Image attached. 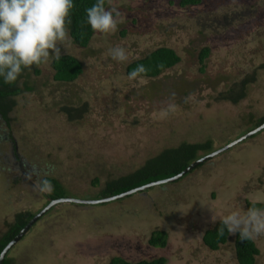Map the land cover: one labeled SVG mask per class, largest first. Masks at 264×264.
<instances>
[{"label":"rangeland","instance_id":"1","mask_svg":"<svg viewBox=\"0 0 264 264\" xmlns=\"http://www.w3.org/2000/svg\"><path fill=\"white\" fill-rule=\"evenodd\" d=\"M179 1L114 0L122 21L116 33H94L85 48L72 43L61 50L81 62L75 80L54 82L51 61L29 74L31 90L14 97L8 122L0 121V236L16 213L36 214L47 205L48 191L39 186L44 177L68 199L94 200L108 178L171 157L165 149L209 142L210 153L255 128L264 116V0H201L186 7ZM117 46L128 61L111 58ZM159 47L173 49L180 61L157 77L130 80L126 66ZM203 47L209 52L200 63ZM243 80L244 98L236 104L222 99ZM172 93L177 110L162 119ZM65 105L86 111L68 120ZM247 202L264 205V128L175 182L102 204L58 203L6 256L10 264H108L113 257L236 264L234 234L216 251L201 236L223 216L247 211ZM153 231L166 233L165 247L148 244ZM253 242L255 264H264V236Z\"/></svg>","mask_w":264,"mask_h":264},{"label":"trees","instance_id":"2","mask_svg":"<svg viewBox=\"0 0 264 264\" xmlns=\"http://www.w3.org/2000/svg\"><path fill=\"white\" fill-rule=\"evenodd\" d=\"M201 0H180L179 5L181 7L197 5ZM96 0H73L74 8L71 11L70 19L71 24L69 25V32L72 38L73 44L85 48L90 42L94 32L90 25L87 23L86 9L91 7ZM107 5V0L105 7ZM209 50L206 47L200 49L198 60L201 63L207 56ZM180 61V57L177 53L168 47H159L153 51L147 53L143 57L133 60L126 68L125 72L127 75L131 73L138 65H143L147 72L143 74L142 78H154L157 77L162 71L174 66ZM163 67H160V66ZM51 70L53 71L52 79L56 83H69L75 80L82 73L81 62L70 55H61L59 60H51ZM39 68L33 67L31 71L25 69L22 75L18 78L14 84H5L3 78L0 77V121L8 122L10 112L13 110L15 105L14 97H17L23 91H30L31 88L28 86L29 74H39ZM248 83L247 80L240 81L237 88L230 89L223 100H227L233 104H236L242 98L245 97V85ZM61 111L66 115L68 120L77 119L82 117L85 113L86 108L84 105L79 107H72L69 105L62 106ZM264 123V116L257 119L256 126ZM251 131V130H250ZM249 132V131H247ZM246 132V133H247ZM209 142L200 143H181L178 148L165 149L164 154H171V157L165 160H159V157L154 159L146 160L139 168L133 172L119 176L116 179H107L104 186L100 189L98 194L94 197L96 199L107 198L121 194L130 189L142 186L146 183L156 181V177L163 172V169L172 163H175L166 173V176L171 177L181 172L186 166L192 163L197 157L199 152H208ZM209 153V152H208ZM163 159L162 157H160ZM179 159H183L182 163L177 164ZM166 177V178H168ZM164 179V178H163ZM160 180V179H159ZM43 181H47L49 184V190H47L46 197L48 199L47 204L51 200L66 198L67 194L60 185L51 178L44 177L39 186H43ZM145 191V190H144ZM141 191V192H144ZM264 208L261 203L247 202V210L251 207ZM35 214L29 211L18 212L14 215L12 223L9 225L6 232L0 236V252L11 241L19 231L31 220ZM222 226L221 221H218L211 228L204 231L201 236V241L205 247L211 251H216L219 247L226 243L228 232L225 229L223 236H218L217 231ZM234 257L236 264H255L256 256L259 254V250L254 244L253 240H241L239 232L234 234ZM148 244L152 247L163 248L166 245V233L164 231H153L148 239ZM165 259L158 257L153 260H140L137 262H127L120 257H113L109 260L108 264H164ZM1 264H10L8 257L5 255Z\"/></svg>","mask_w":264,"mask_h":264},{"label":"clouds","instance_id":"3","mask_svg":"<svg viewBox=\"0 0 264 264\" xmlns=\"http://www.w3.org/2000/svg\"><path fill=\"white\" fill-rule=\"evenodd\" d=\"M96 2L86 9L87 23L94 33L111 35L118 31L121 13L114 0ZM74 8L73 0H0V77L5 84H14L23 71L48 64L51 60H59L61 50L67 51L72 46L69 32L70 14ZM111 58L117 62L128 61V54L123 47L109 50ZM160 67H163L162 65ZM147 69L138 65L129 79L135 80L146 74ZM191 94L184 98L188 103ZM175 93L160 112V118L174 114L177 105ZM41 191L49 190L47 181H43ZM222 226L218 236L239 232L241 240H255L264 236V208L255 206L241 213L233 211L221 219Z\"/></svg>","mask_w":264,"mask_h":264},{"label":"water","instance_id":"4","mask_svg":"<svg viewBox=\"0 0 264 264\" xmlns=\"http://www.w3.org/2000/svg\"><path fill=\"white\" fill-rule=\"evenodd\" d=\"M264 128V123H262L261 125H259L258 127L252 129L251 131L245 133L244 135L240 136L239 138L235 139L234 141L226 144L223 147H220L208 154H205L204 156H201L199 158H197L196 160H194L192 163H190L188 166H186L181 172H179L178 174L168 177V178H164V179H160V180H156V181H152L149 183H146L142 186L130 189L128 191H125L121 194L115 195V196H111V197H107V198H102V199H96V200H79V199H55V200H51L41 211H39L38 213H36L31 220H29V222L19 231V233L11 240L9 241L6 246L2 249V251L0 252V264L2 263L5 255L7 254V251L26 233V231L35 223L37 222L42 216L43 214L48 211L51 207H53L54 205L61 203V202H70V203H75V204H86V205H95V204H102V203H106V202H110V201H115L118 199H121L123 197H126L128 195H131L133 193H138L144 190L149 189L150 187L153 186H157V185H162L165 183H170V182H175L177 181L180 177H182L183 175H185L187 172H189L192 168H194L195 166H197L198 164L202 163L203 161L212 158L222 152H224L225 150L231 148L232 146H234L237 143H240L241 141H243L244 139L254 135L255 133H257L259 130Z\"/></svg>","mask_w":264,"mask_h":264}]
</instances>
